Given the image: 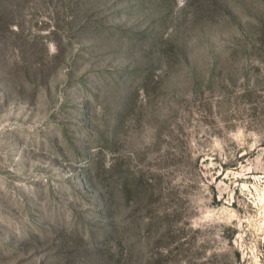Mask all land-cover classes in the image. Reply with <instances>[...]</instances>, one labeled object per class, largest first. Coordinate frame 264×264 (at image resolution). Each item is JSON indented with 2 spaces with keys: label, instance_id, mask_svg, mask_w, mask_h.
<instances>
[{
  "label": "rangeland",
  "instance_id": "374dc122",
  "mask_svg": "<svg viewBox=\"0 0 264 264\" xmlns=\"http://www.w3.org/2000/svg\"><path fill=\"white\" fill-rule=\"evenodd\" d=\"M0 264H264V0H0Z\"/></svg>",
  "mask_w": 264,
  "mask_h": 264
}]
</instances>
